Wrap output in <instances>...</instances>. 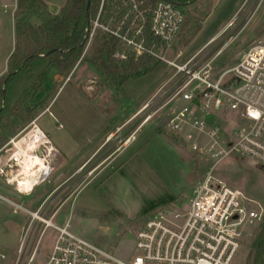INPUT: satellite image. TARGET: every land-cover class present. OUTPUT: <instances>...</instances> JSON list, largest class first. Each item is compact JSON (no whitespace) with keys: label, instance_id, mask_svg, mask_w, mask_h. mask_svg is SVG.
Wrapping results in <instances>:
<instances>
[{"label":"rangeland","instance_id":"rangeland-1","mask_svg":"<svg viewBox=\"0 0 264 264\" xmlns=\"http://www.w3.org/2000/svg\"><path fill=\"white\" fill-rule=\"evenodd\" d=\"M42 1L52 13L66 3ZM12 2L0 0V76L6 72L14 43ZM111 2L114 7L109 21L102 22L104 8L99 23L136 43L144 39L149 48L144 37L149 22L144 14L140 16L136 0ZM121 8L125 12L120 16ZM182 13L184 26L166 54V59L177 65L195 56L197 64L203 63L222 50L212 64L216 74L235 65L248 47L264 44V0H185ZM98 33L106 32L97 28L93 37H88L86 53L67 77L57 81L56 70L45 60H37L29 72L13 80L5 94V117L17 101L21 108L34 109V117L52 102L36 125L59 152L50 159L52 172L46 182L29 194L17 193L0 181V264H46L55 233L31 220L28 213L38 211L53 224L68 223L71 232L90 244L131 261L137 256L136 235L144 223L164 212L166 224L180 226L192 188L208 176L239 190L262 213L260 222L244 229L231 263L253 264L252 246L264 228V172L252 161L236 156L214 165L208 156L192 151L167 129L176 105L159 110L160 93L171 81L173 68L160 62L154 72L130 79L121 87L100 77L89 64ZM118 41L123 51L116 58L137 59L126 43ZM94 77L98 88L89 99L82 87ZM45 98H49L46 103ZM147 101H151L150 106L140 112ZM219 122L227 132L238 126L231 113ZM28 124L19 123L7 140ZM107 139L101 153L77 173L78 165ZM7 151L1 156L5 157ZM60 152L67 161L60 158ZM74 154L79 160L69 161ZM175 214L181 218L175 220ZM33 253L34 259L29 261Z\"/></svg>","mask_w":264,"mask_h":264},{"label":"built area","instance_id":"built-area-1","mask_svg":"<svg viewBox=\"0 0 264 264\" xmlns=\"http://www.w3.org/2000/svg\"><path fill=\"white\" fill-rule=\"evenodd\" d=\"M103 5L104 0L91 27V38L101 28L126 43L136 58L149 55L175 70L160 93L159 110L176 105L167 129L192 151L208 156L214 165L226 157L236 156L252 161L264 172V44L257 42L248 47L235 65L214 74L213 61L222 50L213 59L199 64L196 56L182 65L166 59L184 22V15L171 2L159 1L151 11L149 32L160 42V48L155 44L146 48L144 39L136 43L104 28L99 23ZM143 14L144 11L140 12L141 17ZM140 29L141 33L143 29ZM87 49L84 48L83 55ZM150 104L151 101L147 102L140 112H145ZM228 113L234 114L238 126L227 132L219 126V120ZM36 121L37 118L30 121L0 147V181L20 194H29L46 182L52 172L50 159L57 154ZM37 133L41 137L27 149L31 135ZM7 148L5 157L1 156ZM31 157L40 158L47 171L39 173L27 192L21 189V174ZM28 214L32 221L55 233L46 264H231L240 248L244 229L255 226L262 218V213L251 206L243 193L208 176L192 188L183 223L166 224L164 212L150 217L136 235L137 256L124 261L71 232L68 223L53 224L40 211ZM179 218L180 215H174L175 220ZM34 256L33 253L29 261Z\"/></svg>","mask_w":264,"mask_h":264},{"label":"trees","instance_id":"trees-1","mask_svg":"<svg viewBox=\"0 0 264 264\" xmlns=\"http://www.w3.org/2000/svg\"><path fill=\"white\" fill-rule=\"evenodd\" d=\"M159 1L171 2L181 13L183 1L185 2L136 0L137 9L144 11L147 22ZM99 6L100 0H66L58 12L52 13L42 0H17V8L13 14V50L6 62V72L0 76V147L19 128V123L26 124L35 118L34 109L21 108L20 101L11 108L9 117L3 115L5 94L10 84L23 72H29L37 60H45L48 67L56 70L57 81L67 77L81 60ZM113 7L111 0L103 5L105 12L102 22L105 24L111 17ZM124 12L125 9L121 8L119 15ZM184 23L185 19L182 27ZM144 37L148 47L155 44L160 48V42L152 37L149 29H145ZM122 46L123 44L108 33H98L93 40V51L89 59L95 72L116 87H121L130 79L154 72L161 64L149 55L137 59L131 57L127 61L120 60L115 55H120ZM48 99L45 98L44 102ZM251 253L253 264H264V228L253 243Z\"/></svg>","mask_w":264,"mask_h":264},{"label":"bare ground","instance_id":"bare-ground-1","mask_svg":"<svg viewBox=\"0 0 264 264\" xmlns=\"http://www.w3.org/2000/svg\"><path fill=\"white\" fill-rule=\"evenodd\" d=\"M31 137L27 149L31 148V142L37 141L41 137V134H32ZM43 171H47V168L40 158L31 157L29 158V161L26 160L23 173L21 174L23 178L22 183H20L21 189L28 192V190L31 189V186L36 183L39 173L42 174Z\"/></svg>","mask_w":264,"mask_h":264},{"label":"crops","instance_id":"crops-1","mask_svg":"<svg viewBox=\"0 0 264 264\" xmlns=\"http://www.w3.org/2000/svg\"><path fill=\"white\" fill-rule=\"evenodd\" d=\"M13 4H12V15L14 14V11L16 10V8H17V0H13V2H12ZM4 8L6 7V5H4L3 6ZM13 45H14V43H13ZM13 50V49H12ZM12 52V51H11ZM11 52H10V54H11ZM87 83V82H86ZM97 85H98V82H97ZM96 85V88H98V86ZM83 94L87 97V98H89V99H92V97H89V96H87L84 92H83ZM148 102V101H147ZM146 102V103H147ZM51 103L52 102H50L49 104H48V106H45L44 107V109L42 110V112L40 113V114H38L35 118H39L42 114H44L46 111H48V108L50 107V105H51ZM145 103V104H146ZM144 105V104H143ZM35 118H33V119H35ZM132 120H134V116H133V118L131 119V121ZM112 135V134H111ZM46 136V135H45ZM47 137V136H46ZM48 139V138H47ZM49 140V139H48ZM50 141V140H49ZM107 142H108V139L105 141V143H102V144H100V145H98L97 146V148H95V150L87 157V158H85L79 165H78V168H77V173H79V171H81L82 169H84V168H86L100 153H101V151L107 146ZM51 143V142H50ZM85 144H90V141L89 140H85ZM52 145V144H51ZM57 152H59L58 150H57V148H55V147H53ZM80 149V148H79ZM59 154H62V152H60ZM78 154V153H77ZM77 154H74V155H72L70 158H69V161H71V160H75V161H78L79 159V156L77 155ZM64 154H62V157L60 156V158L61 159H65V161H67L68 159H66V158H63V157H65V156H63ZM64 161V162H65ZM66 163V162H65ZM84 167V168H83ZM76 173V174H77ZM72 178H70L69 179V181L71 180Z\"/></svg>","mask_w":264,"mask_h":264},{"label":"water","instance_id":"water-1","mask_svg":"<svg viewBox=\"0 0 264 264\" xmlns=\"http://www.w3.org/2000/svg\"><path fill=\"white\" fill-rule=\"evenodd\" d=\"M98 79L97 77H94L90 79L83 87L82 91L89 97H92L96 92V85H97ZM257 167V166H256ZM259 170H262L261 167H257Z\"/></svg>","mask_w":264,"mask_h":264}]
</instances>
